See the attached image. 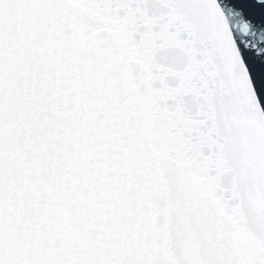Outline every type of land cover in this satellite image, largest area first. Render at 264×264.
Segmentation results:
<instances>
[{"label":"snow or ice","instance_id":"snow-or-ice-1","mask_svg":"<svg viewBox=\"0 0 264 264\" xmlns=\"http://www.w3.org/2000/svg\"><path fill=\"white\" fill-rule=\"evenodd\" d=\"M0 264H264V0H0Z\"/></svg>","mask_w":264,"mask_h":264}]
</instances>
